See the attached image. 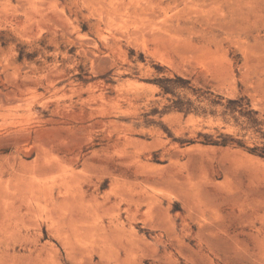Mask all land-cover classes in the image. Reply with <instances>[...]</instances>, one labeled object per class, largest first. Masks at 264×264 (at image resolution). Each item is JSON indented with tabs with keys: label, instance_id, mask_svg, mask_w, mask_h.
I'll list each match as a JSON object with an SVG mask.
<instances>
[{
	"label": "rangeland",
	"instance_id": "obj_1",
	"mask_svg": "<svg viewBox=\"0 0 264 264\" xmlns=\"http://www.w3.org/2000/svg\"><path fill=\"white\" fill-rule=\"evenodd\" d=\"M0 264H264V0H0Z\"/></svg>",
	"mask_w": 264,
	"mask_h": 264
},
{
	"label": "bare ground",
	"instance_id": "obj_2",
	"mask_svg": "<svg viewBox=\"0 0 264 264\" xmlns=\"http://www.w3.org/2000/svg\"><path fill=\"white\" fill-rule=\"evenodd\" d=\"M41 156H43V155H41ZM44 160L47 161L48 159L44 158ZM51 164H48L49 166H46L47 165L46 163H45V165L43 164L44 166H42V169L45 171H52L54 168H57L56 164H54V165H52V167H50ZM67 175H69V174H67V172H66L65 176H67ZM28 179H29L30 183H32V181H34V180H37L40 184V181H39L37 174L30 175ZM62 184L65 185V194H66L67 198L63 199L60 203H57L54 200L42 201L41 199H38L35 202V205L37 206L36 210L41 214L46 213L47 219L51 220L52 222L55 219L54 214H56L57 210L60 207L63 208L66 206H70L72 210L74 208H78L79 210H83V208L86 207V206L83 207L78 200L71 198L72 181H63ZM23 196H36V194L32 188L27 187Z\"/></svg>",
	"mask_w": 264,
	"mask_h": 264
}]
</instances>
